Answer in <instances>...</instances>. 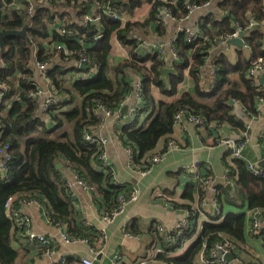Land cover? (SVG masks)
<instances>
[{"label": "trees", "instance_id": "trees-1", "mask_svg": "<svg viewBox=\"0 0 264 264\" xmlns=\"http://www.w3.org/2000/svg\"><path fill=\"white\" fill-rule=\"evenodd\" d=\"M15 1L0 0V32L26 29L25 37L4 36L0 47V148L8 145L10 154L4 176L0 172V264H29V249L40 248L24 244L18 246L19 250L13 247L17 229L4 208L9 198L14 199V205L39 200L51 223L63 228L67 236L74 240L86 238L85 232L78 228L77 211L65 187V173L62 167H56L58 163L103 199L106 213L113 211L116 196L127 190L113 184L111 172L103 173L94 168L99 151L96 144L85 140L84 134L102 122L99 107L111 113L118 112L131 92L126 73L128 70L140 72L131 59L141 61L132 33L155 23L162 27L163 24L158 22L161 9L167 10L173 19L180 20L189 15L192 7L202 6L209 0H35L37 4L33 5L30 0H19L24 8L5 11ZM146 1L152 7L148 18L141 24L122 25L104 14L105 8L117 15L131 13ZM219 6L228 14L214 34L204 27L211 21L205 19L201 25L202 34L207 37L205 41L196 39L190 43L186 41L185 33L177 35L174 48L178 60L172 64L175 72L163 78L160 70L165 62L157 54L142 59L149 60L151 66L141 80V106L117 131L119 139L132 149L135 164L141 159L146 161L159 139L172 133L173 118L179 111L200 117L207 125L229 126L240 136L237 140H245L246 125L232 114V108L239 103L247 114H255L259 99L264 101V90L260 91L246 77L248 70L255 65L264 69V0H223ZM71 10L77 11L73 23ZM85 15L94 20L83 25ZM55 19H60L66 29L83 35L84 41L59 35L51 28ZM251 19L255 26L249 27ZM232 22L240 27L243 44L249 49V56L239 55L235 64H231L226 55L211 52L218 39L231 35ZM113 34L131 48L129 59L119 60L115 65L110 62L109 40ZM46 45H60L69 54L47 53ZM81 57L91 63L85 73L93 67L96 74L70 83L67 80L69 72L84 71L79 64ZM44 61L50 62L45 76L59 98L58 105L47 110L49 123L44 116L37 117L36 101L28 98L40 86L35 80L33 84H26L27 78L34 74V64ZM208 67L213 70L212 75H208ZM185 70L193 79L192 93H183L172 102L153 97L152 85L162 93L172 95ZM141 117H146L145 122L140 123ZM148 164L146 161L143 167L148 168ZM226 168V177L235 185L236 191L231 195L223 184L217 185L216 204L220 211L223 212L224 206L236 208L245 202L248 211H264V179L251 174L242 159H231ZM194 188V184H188L182 194L183 204H174L188 212V228L182 230L172 244L165 243L158 236L164 252L157 254V259L165 264H195L203 248L207 254L216 242L227 238L239 252L241 264H246L245 256L249 257L248 264H257L251 259L246 245L245 212H228L220 221L217 216L211 218L214 222H203L201 230L184 252L175 255L195 235L197 216L204 213L199 209V200L194 201ZM163 199H167L164 194ZM44 252L45 249H40L41 254ZM64 264L77 262L66 259Z\"/></svg>", "mask_w": 264, "mask_h": 264}, {"label": "crops", "instance_id": "crops-1", "mask_svg": "<svg viewBox=\"0 0 264 264\" xmlns=\"http://www.w3.org/2000/svg\"><path fill=\"white\" fill-rule=\"evenodd\" d=\"M222 1L209 0L202 6L190 10V14L183 19L175 20L173 18H165V24L162 27H159L155 23L149 28L136 29L132 33V36L139 39L138 46L145 53L147 46L167 44L171 39L177 38V35L184 30L202 34L201 25L206 18H210L211 21L205 23L204 27L210 34H214L220 28L219 25L223 21L224 16L228 14L227 11L221 10L222 8L219 6ZM30 2L32 5L37 4L35 0H30ZM44 2H47V0H44ZM151 7L150 2H143L131 13L126 12L124 20L139 24L144 23L148 18ZM11 8L20 9L24 7L19 0H16L11 7L5 8V11H9ZM94 8L92 11H94ZM76 13L77 11L75 10L70 11L72 23L76 20ZM252 21V19L249 21V27H251ZM230 29L234 32V29L240 30V27L237 23L232 22ZM109 43L112 56L110 61L111 65H115L119 60H127L129 58L131 48L118 41L115 34L110 37ZM46 48L48 49V46ZM211 52L212 54L220 53L226 55L231 64H235L238 61L239 55H242V57L243 55L246 57L249 56L247 46L243 45V48H239L236 45H227L222 41L217 42ZM169 60L165 62L161 70L167 68L173 69L175 72L173 63H169ZM139 68L140 72L128 70L126 73L127 80L132 88L120 109L126 104L129 110L136 103L137 87L135 86L141 84L142 77L147 71L145 68ZM169 74L171 73L165 76L161 74V76L165 78ZM78 75L74 73L75 77ZM260 78L261 75L255 84L262 91L264 90V83H260ZM35 80L41 87L43 94H46V89H48L47 83L38 78L37 75L35 76ZM193 87V79L190 77L188 70H185L183 71L182 80L177 84L172 95L162 93L154 85H152L151 93L156 100L172 102L183 93H192ZM45 98L46 95L40 98L39 103ZM236 105L239 106L244 116H240L238 113L239 108L234 106L232 108V114L242 120L247 127V137L242 151V160L245 164H253L254 162L258 166H263L264 106H261L258 102L256 105V113L247 114L239 103H236ZM100 115L102 116V122L89 131L94 129L106 139V154L107 160L110 163L113 181L115 184L127 185L130 189H128L129 191L136 192L138 195L137 201L128 204L123 214L117 216L112 222L106 223L102 218L103 212L106 211V204L103 199L89 188L84 189L79 186H74L70 190L71 200L77 211L78 228L85 232L86 238L89 240L88 244L83 242L67 244L63 242L61 240V233L65 232L64 229L51 223L42 203H19L14 205L17 211L31 218L32 231L36 234L44 235L51 242L49 248L53 252L50 256H45L43 253H40V249L43 250V247L29 249V264H52L61 258L73 259L76 262L83 257L93 259L98 254L102 255L100 264H110L111 259L114 257H120L122 264H135L137 260L143 257L148 259L147 264H165L164 261L157 259L156 256L159 253L155 254L152 251L154 248L156 250L160 248L164 252L157 240L158 235L156 233L155 223L160 222L166 227L173 228L183 219L185 210L176 207L174 204H183L182 194L187 188V185L191 183V175L185 172L186 167L192 166L200 168L201 172L211 177V180L216 186L223 184L225 189V186L230 184L232 191L225 190L231 195H234L236 191L235 185L231 181H228L227 177H223L225 173L227 174L226 165L231 162L225 142L232 139L237 140L240 137L237 131L231 127L226 125L216 126L215 124L199 127L185 120L180 126L174 127L172 133L160 138L155 148L149 154L163 153L164 159L154 165L148 173L140 174L129 169L126 155L127 146L117 136V131L122 127L127 114L124 116L119 115L118 119ZM37 116H42L40 115L39 109H37ZM244 157L250 162L247 163ZM61 167L65 173V180L69 179V172L62 165ZM154 188H159L167 196V199L154 196ZM193 193L194 201L199 200L198 203H200L201 200H205L206 205L204 207V216H197L198 227L203 222L211 221V218L217 217L218 214H213L215 196L210 189L201 191L199 188H194ZM245 210L246 202L241 207L236 208L224 206L223 212L222 214L220 212L219 217L222 219L228 212L238 213L244 212ZM126 221L128 222L127 230L123 231V224ZM19 245L21 243L18 238H15L13 247L19 250ZM246 245L251 259L257 262V264H264V226L257 235L247 233ZM186 247L187 243H184L181 247L183 252ZM244 260L248 262L249 257L245 256ZM197 262H199L198 259ZM247 262L245 263L248 264Z\"/></svg>", "mask_w": 264, "mask_h": 264}, {"label": "built area", "instance_id": "built-area-1", "mask_svg": "<svg viewBox=\"0 0 264 264\" xmlns=\"http://www.w3.org/2000/svg\"><path fill=\"white\" fill-rule=\"evenodd\" d=\"M163 2H167L168 0H161ZM196 7H192L191 10H194ZM106 10L104 11V14L109 16L110 18L114 19V20H118L121 22L122 25H125L127 23H133L130 21H125V15L126 13L123 14H114V12H110L107 8H105ZM190 14V13H189ZM165 18L169 19L171 17V15L169 14V12L167 10H162L160 11V15L158 16V22L165 24ZM94 19H92L90 16H84L83 20H82V24H86L87 22H92ZM255 23L251 22V26H254ZM59 35L64 36L66 38L69 39H77L79 40V42L84 41V36L83 35H78L77 33H75L72 30H68L66 29L61 20L60 19H55L54 24L52 25V27ZM185 33V38L187 42L193 43V41H195L196 39H202V40H206L207 37L203 36L201 33H196L194 31H189V30H184L183 31ZM238 33H239V29H235L234 32H232L231 35L226 36V37H222L220 39H218L219 41H222L224 43H226L229 39H235L238 37ZM136 38V42L139 45V39L137 37ZM176 38L171 39L167 44H157L154 46H147L146 49L147 51L145 53H143L140 50V47L137 45L138 50H139V54H141L142 58H145L148 55H152V54H157L159 56H161V59L166 62L168 59L169 63H173L174 61H176L177 59V53L175 51L174 48V43H175ZM217 40V39H216ZM218 41V42H219ZM245 46V45H244ZM52 51H56L57 53L59 52H63L64 54H69L65 48H63L60 45H51L48 47V49L46 48V52L47 53H51ZM145 56V57H144ZM141 58L140 60H132V62H134L138 67H142L145 68L147 71L150 70V62L145 60L143 61ZM129 59V58H127ZM79 64L84 65L87 69V65H91L90 61L85 58V57H81L79 60ZM50 66V62L48 61H44V62H37L34 64L33 67V72L34 74L31 75L29 78H27L26 80V84H30L32 83V81L35 80V76L37 75L38 78H40L41 80H43L45 83H47L48 89H46V94H43L41 87L38 88L35 92H31L28 95V98L30 99H34V101H36V105H37V109H39L42 112V116H44L46 118V122H48V115H47V110L50 107L53 106H57L59 103V98L55 95V92L53 90V86L51 85L50 81L46 78L45 76V71L48 69V67ZM86 69L83 72H79L77 74H79L78 76H74L73 72H69L68 73V77L67 80L68 82H73L79 79L85 80L88 79L92 76H94L96 74V69L91 67L88 71V73H85ZM70 73H72L71 76ZM213 74V70L208 67V75H212ZM264 74V69L260 66V65H255L254 67L250 68L246 74V77L250 80H252L254 83H256V80L258 79V77ZM36 81V80H35ZM33 84V83H32ZM135 87H137V93H136V103L128 110L127 112V116H126V120L132 119L135 115V113L138 111V109L141 106V99H140V87L141 84H137ZM152 88V86H151ZM1 94L0 93V98H1ZM46 95V98L39 103V99L44 97ZM259 104L261 106H264V101L260 98L259 99ZM8 107L10 106V104L7 105ZM99 114H102L105 117H114V118H119V112H115V113H111L109 111H107L104 108L99 107L98 110ZM39 117V116H37ZM125 120V121H126ZM187 121L189 123H192L193 125L202 127L204 125H207L202 118L194 116V115H190L187 114L183 111H179L175 114L174 118H173V124L174 127H178L181 124H183L184 121ZM124 121V122H125ZM123 122V123H124ZM247 129V127H246ZM245 140L244 141H239V140H228L227 142H225L227 151L229 152V157L231 159H242V151L245 145V141H246V137H247V133L243 135ZM84 138L86 141L96 144L98 151H99V155L97 157V162L93 163L94 168H96L98 171H101L103 173H107V172H111V168H110V163L107 160V154H106V145H107V141L106 139L98 132L95 131L94 129L92 131H86L84 134ZM126 155H127V159H128V167L130 170L138 172L140 174H146L148 173L151 168L158 164L159 162H161L164 159V154L163 153H158V154H153V155H149V157L146 159V161L149 162V167L145 168L143 167V163L145 164V160L141 159L139 164H135L134 162V154L131 148L126 147ZM0 172L1 174L4 176V173L6 172V165L10 160V154H9V146L5 145L4 147L0 148ZM247 169L249 170V172L255 176H260L264 179V165L263 166H258L256 164H246ZM185 172L187 174L191 175V183L194 184L195 188H200L202 191L204 189H210L215 196V202H214V213L213 214H218L217 216H219L220 214V208L219 206L216 204V195H218V189L217 186L215 185V183L211 180V177H209L206 173L201 172V169L198 167H186ZM69 175L70 178L65 180V187L67 189V191L70 194V190L74 187V186H79L82 188H89L91 189L89 186H87L85 184V182L79 180L76 175L72 172L69 171ZM226 173L223 175L224 178H226ZM113 184H115V182L113 181ZM120 187H123L122 189L127 190L126 192H122L120 194H118L115 198L116 201V205L115 208L113 209L112 212L110 213H106L103 212L102 214V218L106 223H110L112 222L117 216H120L121 214L124 213V210L126 208V206L130 203H133L135 201H137L138 195L136 194V192L134 191H129L130 189L128 188L127 185H123V184H116ZM129 189V190H128ZM92 191V189H91ZM153 195L156 197H160L163 198V194L161 192V190L159 188H154L153 191ZM20 203H27V204H31V203H40L41 202L37 199H31V200H27V201H22ZM205 200H201L199 203V209L202 210V212L205 211L204 207H205ZM5 208V214L6 216L13 222V225L15 226V228L17 229V238L19 240V242L21 244L32 246V247H43L45 249V252L43 253L45 256H50L53 252L52 249L49 248V246L51 245V242L44 236L41 234H36L32 231L31 228V218L26 215V214H22L19 211H17L14 208V199L13 198H9L4 205ZM246 214V233H249L251 235H257L260 231L261 228L264 226V211L259 210V209H255V210H250L248 211L247 209L244 211ZM184 217L183 219L179 222V224L173 228H169L166 227L165 225L159 223H155V229L156 232L158 234V236L160 237V239H162L165 243L167 244H172L175 242V240L180 236V234L182 233V230L188 228V222H187V218L189 216L188 212L185 210L184 211ZM222 214V212H221ZM201 217L204 216L203 214L200 215ZM218 221H220L221 219H217ZM217 221V222H218ZM209 222V220L207 221ZM214 222V221H211ZM202 223V222H201ZM128 226V222H124L123 224V231L126 230ZM201 230V224L196 228V232H199ZM130 237V236H129ZM196 235L194 237H192V239L187 243V247L188 245L195 239ZM61 240L67 244L72 243V242H83L85 244H88L89 240L88 238H85L83 240H74L72 238H70L69 236H67V234L65 232L61 233ZM184 248V247H183ZM155 254L163 252L160 248L158 250H156L155 248L152 250ZM182 248H180V250L178 249L175 253V255L178 254H182ZM178 253V254H177ZM228 253L233 254L234 258L232 261H230L229 263L226 262L224 260V256ZM197 259L199 260L200 264H241L239 259H238V251H236L235 247L233 246V244L226 238L223 241H218L216 242L208 251L207 254L204 253V248L202 249V251L198 254ZM147 258L143 257L139 260H137L135 262V264H147ZM66 261V258H61L58 261L53 262L52 264H64ZM93 259L88 258V257H83L80 258L79 260H77V264H92ZM110 264H122L121 263V259L120 257H114L111 259Z\"/></svg>", "mask_w": 264, "mask_h": 264}, {"label": "water", "instance_id": "water-1", "mask_svg": "<svg viewBox=\"0 0 264 264\" xmlns=\"http://www.w3.org/2000/svg\"><path fill=\"white\" fill-rule=\"evenodd\" d=\"M35 8L37 9V6H36ZM25 30H26V29L23 28V29L20 30V31H5V32H0V47L2 48V39H3L4 36H7V35H14V36H22V37H25ZM242 36H243V32L240 31V32L238 33V37H237V38L228 40V41L226 42V44H227V45H236L237 47L241 48V47H243V45H244V44H243V40H242ZM80 68H81L82 70H85V69H86V67H85L84 65H81ZM173 72H174L173 69H167V68H165L164 70H161L160 73H161L163 76H165L166 74H168V73H173ZM260 83H261V84L264 83V74H261ZM230 104H233V102H230ZM235 107H236V108H239V106L236 105V104H235ZM128 108H129L128 105L125 104V105L120 109V111H119L120 115H121V116L126 115L127 112H128ZM238 113L240 114V116H242V117L244 116V114H243V112L240 110V108H239ZM40 115H41V111H40ZM39 117H40V116H39ZM56 167H57V168H60V167H61V164L58 163ZM225 189H227L228 191H232V186H231L230 184H227V185L225 186ZM17 207H18V206H17ZM101 257H102L101 254H98V255L94 256V257H93L92 264H100L99 262H100V260H101ZM233 258H234V256H233V254H231V253H228V254H226V255L224 256V260H225L226 262H228V263H229L230 261H232Z\"/></svg>", "mask_w": 264, "mask_h": 264}, {"label": "rangeland", "instance_id": "rangeland-1", "mask_svg": "<svg viewBox=\"0 0 264 264\" xmlns=\"http://www.w3.org/2000/svg\"><path fill=\"white\" fill-rule=\"evenodd\" d=\"M144 118L145 117H141V120H140V123H142L143 122V120H144ZM244 159H245V157H244ZM246 160V159H245ZM247 161V160H246ZM250 161H247V163H249ZM250 164V163H249ZM253 164H256V163H254L253 162ZM195 264H199V262H197V260L195 261Z\"/></svg>", "mask_w": 264, "mask_h": 264}]
</instances>
